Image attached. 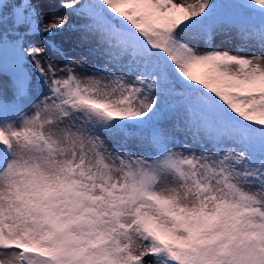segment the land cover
<instances>
[{
  "label": "snow or ice",
  "instance_id": "snow-or-ice-1",
  "mask_svg": "<svg viewBox=\"0 0 264 264\" xmlns=\"http://www.w3.org/2000/svg\"><path fill=\"white\" fill-rule=\"evenodd\" d=\"M0 264H264V0H0Z\"/></svg>",
  "mask_w": 264,
  "mask_h": 264
},
{
  "label": "rangeland",
  "instance_id": "rangeland-1",
  "mask_svg": "<svg viewBox=\"0 0 264 264\" xmlns=\"http://www.w3.org/2000/svg\"><path fill=\"white\" fill-rule=\"evenodd\" d=\"M47 19H48V18L46 17V20H47ZM42 39H43V38H41V37H37L38 42H41ZM54 39H55L57 42H62V41H64V42H65V47L69 49V53H70L71 55H78V54H79V49L73 50V49L70 47V45L66 42V41H67V37H66V36H64V37L57 36V37H55ZM221 39H222V38H220V37L217 38V41H216V44H215V46H216L217 48H219L220 50H228V51H231V52H236V43H235V42H231V43H221V42H220ZM253 53L259 55V54H260L259 49H251V50H249V51L240 52L239 54H240V55H251V54H253ZM56 62H57V64H63V61H62V60H59V59H58ZM194 71H195V72H202L203 70H202V69H195Z\"/></svg>",
  "mask_w": 264,
  "mask_h": 264
}]
</instances>
